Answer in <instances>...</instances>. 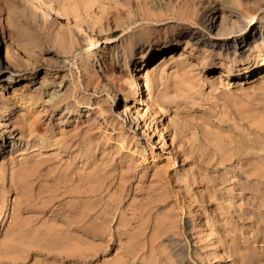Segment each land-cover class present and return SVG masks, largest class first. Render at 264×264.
<instances>
[{
    "label": "rangeland",
    "instance_id": "374dc122",
    "mask_svg": "<svg viewBox=\"0 0 264 264\" xmlns=\"http://www.w3.org/2000/svg\"><path fill=\"white\" fill-rule=\"evenodd\" d=\"M27 1L0 0V95L34 101L8 104L3 119L14 130L2 135L18 129L23 137L0 152V264H264V64L245 77L242 69L221 76L169 40L146 60L138 95L129 94L135 35L224 0H40L58 19ZM225 7L256 11L254 27L264 24V0ZM1 32L14 61L4 55ZM55 34L73 48H59ZM104 44L118 57L97 58L94 71L113 87L93 92L97 80L83 77L81 65ZM23 53L35 62L25 64ZM216 54L225 51L212 48L209 57ZM45 66L50 74L39 86ZM62 75L70 87L49 107L43 92ZM116 88L127 95L120 107L112 102ZM86 101L102 105V121L92 111L73 116ZM123 105L146 123L156 109L151 130L162 131L165 146L157 137L149 142L139 120L137 128L119 120ZM107 123L116 130L103 136Z\"/></svg>",
    "mask_w": 264,
    "mask_h": 264
},
{
    "label": "bare ground",
    "instance_id": "6f19581e",
    "mask_svg": "<svg viewBox=\"0 0 264 264\" xmlns=\"http://www.w3.org/2000/svg\"><path fill=\"white\" fill-rule=\"evenodd\" d=\"M159 1L160 0H151V2L149 3L152 5L155 4L157 5ZM27 3H30L31 5L35 6L38 9L39 13L41 12V14L42 13L49 14L50 12H53V14L57 16V19L60 16L58 11L48 9L46 6L43 5L42 2H40V0H28ZM227 4H228V0L227 1L224 0L221 4L208 2L206 5H200L198 11H196V9H192L190 11L187 10L183 11L179 16H184V17L178 19H172L170 22H162L152 29H147L135 35L136 37L134 38L133 43L135 45L134 52L137 57H136L135 69L133 70V73H131L129 77L132 80L131 89L129 91L130 96L134 97L135 95H138V91L141 88L138 81L142 79V72L145 70L143 66L146 60L148 59L149 55L152 53L153 49L159 46V44L161 46L162 44H164L166 41L169 40H173V42H177L181 44L183 51L187 50L190 53L198 54L200 56L201 63L204 64L208 63L210 67L216 66L217 68H219L222 73L221 76H229L230 74L233 73L238 74V72H240V69H242L241 75L245 77L246 75L248 76L250 74L252 68H256L258 67V65L259 66L263 65L264 64V24L254 27V21L257 17L256 11L249 10L246 12L247 15L239 12L227 11L225 7ZM85 8L87 7L85 6ZM189 15L190 17H188ZM185 25H191L193 27V30L194 29L195 31L199 30V32L197 34L191 32L190 33L179 32L180 28H182ZM228 25H231L234 30L230 31L229 29H226V26ZM249 27L252 31L249 32L248 34L246 33V30ZM236 34L239 35L236 36ZM62 36H58L56 34L53 35L52 37L53 42L56 43V45L59 48H63L65 46L66 48L69 49L73 48L71 42L66 39L64 40V37L62 38ZM1 39H2V43L4 44L5 57L13 61L16 60L18 54L13 50L11 46L12 41L10 42L9 39H6L3 36L2 32H1ZM36 40L34 39V41ZM39 43L33 42L31 46L37 53V56L41 57L40 55L43 53V49L41 45H39ZM107 44H104V46H102L97 52H94L91 55L87 53L85 59L86 61L85 63L83 62V64L81 65L83 77H88L89 79L96 78L97 80V86L95 85L93 92L99 89L105 90L106 88L108 90L110 89L109 87H113L111 85L112 83L108 84V81L106 80L107 78L105 77V71H103L102 74L103 77H105L104 83L102 82L103 79L100 78V76L97 75V72L94 71L95 70L94 66L96 64V62L94 61H96L97 58L101 60L107 58L110 61L111 60L116 61L118 57L117 56L118 52L116 47H112ZM212 48H217L218 50L225 51V55L216 54L214 55V58L209 57ZM84 53L85 52L79 50L78 56L81 57L82 54ZM23 57L25 64L32 65L35 62L34 58H32V55L29 53L28 54L23 53ZM50 59L63 63L62 60L58 61V58L55 57L54 55L50 56ZM45 67L46 68L44 69L43 75L39 81V86H43L45 84L46 77L48 74H50V70H51L50 67L49 66H45ZM4 68L9 71L12 70V68L8 64ZM110 68L111 67H106L105 69L106 72H108V70L110 71ZM55 78L57 77L54 76L53 79ZM8 81H10V79ZM101 82L103 83L102 86L100 85ZM70 83L67 81L65 75L59 76L58 82H56L55 84L53 83V86L49 90H45V92H43L46 98V100L44 101L45 104L49 105V107L50 105L54 104V102L58 100V98H60V96L63 95V93H65L66 90H68V87H70ZM117 93L118 94L120 93L121 96L123 97L122 101H120L118 98L115 97ZM126 98L127 95L123 93L119 88L118 89L116 88L112 95V102L115 106L120 107L122 102H126ZM23 102L26 104L30 103L31 105L32 104L34 105L33 97L30 94L25 95L21 93L19 96L0 95V108H1L0 152L2 151V148L6 144V142H9V146H13L17 142H22L23 136L20 134L21 130L15 128L17 130V134H12L10 131H8L7 136L2 135L1 133L4 132L6 128H9V130L11 128L10 123L3 120L7 112H9V110L12 107V106L9 107L8 104L18 103L21 105V103ZM81 106L83 107L82 109L73 110V116H80L78 115V112L82 110L85 113H90L92 111L95 114V118L101 121L104 119L105 111L102 105H100L98 101H94L91 104L89 103V101L88 102L86 101L85 103L83 102ZM62 111H63L62 113L65 114L71 112L68 107H65ZM129 112H130L129 107L123 105L121 108H119L117 112V117L121 121H125V122L127 121V123H129L130 128L131 125H133L134 128H137L138 124L136 123V121L139 120V122L142 123V128L145 131H148V134H150L149 142H151V139H153V137H157V140L158 141L162 140L163 145L165 146L162 131H159L157 132V134L153 135V131L151 130L152 124L156 123L157 118L159 117L158 111L156 109L152 110L149 123H146L144 119L141 118V115L136 114L135 111L131 114H129ZM122 127H123L122 122H120L118 130H121ZM11 130H14V127L11 128ZM115 130L116 128L114 124L107 123L105 124V128L102 132L103 136H105L108 133V131H110L109 133L112 132L114 133ZM38 136L40 137L39 142L41 143L42 137L41 135ZM106 139L108 140L109 137ZM153 155L155 156L156 159L160 158L158 152L153 153ZM233 201H234V197H230L226 199L224 201L225 207L230 209L232 207ZM4 215L5 212H3V216ZM206 262L209 263L210 262L209 259H207Z\"/></svg>",
    "mask_w": 264,
    "mask_h": 264
}]
</instances>
